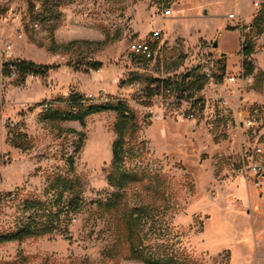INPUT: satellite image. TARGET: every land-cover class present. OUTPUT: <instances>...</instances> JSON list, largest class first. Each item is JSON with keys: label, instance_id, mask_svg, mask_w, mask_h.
Returning a JSON list of instances; mask_svg holds the SVG:
<instances>
[{"label": "rangeland", "instance_id": "1", "mask_svg": "<svg viewBox=\"0 0 264 264\" xmlns=\"http://www.w3.org/2000/svg\"><path fill=\"white\" fill-rule=\"evenodd\" d=\"M30 1L35 2L0 0V48L11 41L13 49L6 58L55 67L45 75L27 76L22 90L15 82L5 84L0 194L16 192L52 203L54 188L47 178L67 175L80 180L85 202L73 214L67 235L60 223L44 235L0 243V264H145L126 259L130 213L142 256H173L181 264H232L236 243L254 258L262 255L264 176L255 174L252 166L264 164V33L250 32L255 40L250 56L254 72L244 77L241 94L226 96L229 101L221 106L205 100L204 108L189 118V105L177 106L172 97L155 96L144 103L137 95V83L146 86L195 67L206 75L208 67L210 81L220 76V90L233 92L213 47L217 38L207 37L216 22L213 15L203 13L207 0H67L57 17L43 16L34 24ZM157 1L173 10L171 20L177 23L171 24L172 29L198 35L196 41L176 36L166 45L162 35L156 59L145 60L134 56L129 44L158 30V15L163 13L154 9ZM221 1L216 0L219 5ZM250 1L244 0V10L248 8L253 18L263 17L264 0L249 5ZM144 28L149 30L146 36ZM245 35L242 32L241 40ZM223 43L233 53L239 39L231 33ZM92 62H101V68H90ZM71 90L95 100L125 99L133 108L137 131L131 126L125 130L118 167L113 163L116 111L88 115L82 124L62 119L61 112L67 111L63 106L42 110L41 103ZM253 107L259 108L260 116L257 125L248 128L243 121ZM14 126L24 134L19 137L23 147L8 138ZM59 203L53 211H60ZM21 205L18 199L2 205L1 223L10 224ZM40 220L44 224L48 218Z\"/></svg>", "mask_w": 264, "mask_h": 264}, {"label": "trees", "instance_id": "2", "mask_svg": "<svg viewBox=\"0 0 264 264\" xmlns=\"http://www.w3.org/2000/svg\"><path fill=\"white\" fill-rule=\"evenodd\" d=\"M66 1L67 0L30 1L29 13L31 23H37L39 18L43 16L57 17L58 8ZM36 2H39V5L36 4ZM37 7L40 9L36 11V9H38ZM248 26L250 27L249 32L245 35V41L241 43L239 51V53L244 56V76H250L254 72L253 64L249 58L255 52V40L253 36L250 35V32L255 30L256 34L264 33V16L262 17L260 14H257ZM133 55L145 59L142 56ZM10 62L16 66L20 73L21 80L23 81L29 75H45L50 69L55 67L54 65H38L35 62L26 59H11ZM101 66V62H92L89 65V67L94 70H99ZM199 69V67H195L186 74L158 78L152 84H147L146 86H143L138 82L139 89L137 95L146 104H149L155 96L172 97L173 103L177 104V106H179L182 101H190L191 108L195 113V111L204 108L205 99L200 95V92L210 81L209 76L201 74ZM224 71L225 66L223 65L222 72L224 73ZM258 74H262V72H258ZM214 80L220 82L222 77L214 76ZM45 103L48 104L46 111L63 106L67 111L61 112L62 119L78 120L82 124L85 123V118L88 115L109 110L116 111L118 114V119L115 124L117 139L113 143V163L117 167L120 165L123 160V150L125 148V130L128 126H131L133 131H137L136 124L138 120L136 118V113L129 105L128 101L108 96L104 99L100 98V100H95L88 98L87 95H84L77 90H71L66 96H58L55 99L43 102V104ZM17 128L18 126L13 127L12 137H10V130L8 138L14 145L23 147L19 141V137L24 134L18 131ZM80 143L82 145V142ZM69 159V168L73 169V159L71 157ZM47 179L51 183V187L54 188V190L51 189L50 192L53 197H55L54 201L51 200L52 203L49 201H38L34 198L30 199L27 196H21L16 192L0 194V213L3 208L2 205L8 202H13L18 199L19 202L22 203L20 211L10 224H7L6 226L0 221V243L9 241L21 242L29 237L41 236L54 231V229L57 228L56 225L60 226V223L61 228H63L62 232L65 234L67 233L68 225L73 218V214L80 212L84 206L85 200L81 194L82 184L78 178L67 175H58L56 177L49 176ZM59 202H61L60 220V211H53L52 208L53 205L58 206L60 204ZM37 216H46L48 220L42 224L40 222L42 220ZM129 218L130 219L126 221L128 243V255L126 256V259L142 260L145 264H181L173 256L168 257L167 259H155L149 256H142L140 253L141 240L137 228L135 227V218L132 213L129 214ZM26 259L27 258L24 256L22 261Z\"/></svg>", "mask_w": 264, "mask_h": 264}, {"label": "crops", "instance_id": "3", "mask_svg": "<svg viewBox=\"0 0 264 264\" xmlns=\"http://www.w3.org/2000/svg\"><path fill=\"white\" fill-rule=\"evenodd\" d=\"M208 8H206L207 13H210L213 15L216 19H214L215 26L213 27V32L211 35L207 36L209 37V40H214V37L216 36L217 41V47L216 51L219 55V59L223 60L225 71L222 74H225V79L228 81L227 83L230 84V86L233 88V92H228L231 94H227L223 89L220 90L219 86H222L223 83L217 82L215 83L214 80L210 81L205 88L200 92V95L205 100H211V102H214V100L217 99H225L226 104L229 101L225 97H235L241 94L243 91V83H244V75L243 73V59L244 56L239 53L240 51V42H241V36H242V30L240 28L235 27L236 20H232L228 17V13L234 11L239 18H242L247 24H251L253 20V15H251L247 10H244V0H223L219 3L216 2V0H207ZM252 0L249 2V5L251 4ZM224 6L223 10H220V7ZM213 7V8H212ZM249 7V6H248ZM173 11V10H172ZM226 16V17H225ZM159 17V23L156 24V29H159L162 31L163 35L165 36V45L170 43L171 40L175 39V37L180 36L182 38H193L194 41H196L198 33L197 31L194 33V36H189L187 34L182 33V31H176L172 29L171 24L177 23V20H171L173 14L171 12L170 15H158ZM212 20V19H211ZM141 29V28H140ZM145 32L142 34L146 36L149 32L148 29L144 28ZM152 32V31H151ZM231 33H235L239 39V45L236 48L235 52L228 51L227 48L223 46V37L225 35H229ZM198 35V34H197ZM175 42V40L173 41ZM252 56V55H251ZM255 57V56H254ZM251 59V58H249ZM233 76L236 78L235 82L229 81L228 77ZM225 84V83H224ZM251 194V193H250ZM237 249L232 253V264H264V253L262 255H256L255 258L251 256L250 253H248L246 247L240 246L238 243H236Z\"/></svg>", "mask_w": 264, "mask_h": 264}, {"label": "built area", "instance_id": "4", "mask_svg": "<svg viewBox=\"0 0 264 264\" xmlns=\"http://www.w3.org/2000/svg\"><path fill=\"white\" fill-rule=\"evenodd\" d=\"M255 5L258 7L260 4L259 2H256ZM154 9L157 12H162L164 15H170L172 12L171 8H164V5L160 1L154 3ZM228 17L232 20H236L235 27L240 28L242 32H244L245 34L249 32L250 27L248 26V24L245 25V23L243 22L244 20L240 19L235 12L229 13ZM162 35H163L162 31L158 29V30H153L150 36L146 39H134L129 44V51L137 56H142L146 60L156 59L158 54L157 51L159 50V42ZM244 41H245V36L242 38L241 43H243ZM12 49H13V45L11 41H7L0 48V108L3 105V93L7 81L15 82L16 88L19 90L24 89V81L21 80L20 73L18 72L16 66L12 62H10L11 59L6 58V57H10ZM205 71L207 76H211V70L208 67L205 69ZM228 80L235 82L236 78L233 76H229ZM87 97L94 99L91 95H88ZM182 102H185L186 104L189 105V111L190 110L191 111L187 114V116L189 118H193L195 113L191 108L190 101H182ZM216 103L226 104V101L223 98L214 100L213 106H215ZM40 106L42 110L45 111L48 108V104L46 103L45 104L41 103ZM259 116H260L259 108L253 107L250 109L248 115H246V119L243 121V124L246 125L248 128H251L257 125L256 124L257 122H255V120L256 118H259ZM257 151L260 153L263 152L262 148L260 147L257 148ZM252 168L255 171V174H262L264 176L263 163L254 164ZM255 184L256 185L258 184V180H255Z\"/></svg>", "mask_w": 264, "mask_h": 264}, {"label": "water", "instance_id": "5", "mask_svg": "<svg viewBox=\"0 0 264 264\" xmlns=\"http://www.w3.org/2000/svg\"><path fill=\"white\" fill-rule=\"evenodd\" d=\"M203 13H206V9L204 8ZM214 47H217V42H214Z\"/></svg>", "mask_w": 264, "mask_h": 264}]
</instances>
